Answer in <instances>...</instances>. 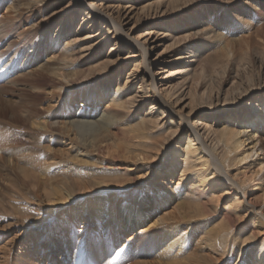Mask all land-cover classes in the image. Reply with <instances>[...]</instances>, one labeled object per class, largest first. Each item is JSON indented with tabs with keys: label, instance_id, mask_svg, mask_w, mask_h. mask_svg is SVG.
I'll return each mask as SVG.
<instances>
[{
	"label": "bare ground",
	"instance_id": "1",
	"mask_svg": "<svg viewBox=\"0 0 264 264\" xmlns=\"http://www.w3.org/2000/svg\"><path fill=\"white\" fill-rule=\"evenodd\" d=\"M91 1L0 0L14 86L0 88V264H264V0H145L140 14L185 42L172 74L192 70L165 95L147 46ZM129 47L139 60L120 80Z\"/></svg>",
	"mask_w": 264,
	"mask_h": 264
},
{
	"label": "rangeland",
	"instance_id": "2",
	"mask_svg": "<svg viewBox=\"0 0 264 264\" xmlns=\"http://www.w3.org/2000/svg\"><path fill=\"white\" fill-rule=\"evenodd\" d=\"M67 1L69 2L71 0H67ZM144 2H145V0H92L89 3H91L92 5H95V6L99 7V8L104 7L102 9L106 10L107 12H109L111 14H114L115 17L117 16L116 18H118L119 21H121V23L123 22L122 25L124 27V31H126V33L130 36V38H133L134 40L139 41L140 43H143V45L147 46V49H148V59L152 62L151 72L156 77V86H157L158 90L161 92V94L165 95V91H168V90L170 91V89H171L170 86L173 87V88H176L175 86L179 87L181 81L183 80V78L186 77L185 79H188L187 80V82H188L191 79V77H189V76H190L192 70L189 71L190 74L185 75V76L183 75V76H180L179 77L177 75H173L172 74V72L175 70V67H176V65H175L176 63L174 61L177 58V56L179 54H181V51H182V49L185 46V42L178 43V44L172 46L171 43H170L171 40H167L166 38H164V35H165V33H166V31L168 29L166 28L165 30H162V31H158V29H160L159 26L162 25V24L164 25V27L165 26L171 27L172 26L171 24H173V23L172 22H167L166 24L163 23L161 21V19L158 18V15L155 17L154 14H152V15L149 14V16L146 15V14H144V13L140 14V12L138 11V9H140V7L143 5ZM132 3L134 5L135 9L131 10V9L126 8L127 5L129 6ZM71 6L72 5H66L65 8L68 10V13H66V14L69 15L70 18L73 17V19H75V18L78 17L77 19H75V21H73V27L75 28V31L77 29L81 28L80 31L85 32V33L86 32L89 33L90 30H88V29L82 30V29L83 28H89L87 23H89L90 21H83V20L86 19L85 15H82L81 16L79 14V16H77L78 14H76V13H78V10H75L74 11ZM207 6L208 5L202 4L201 7H202V9H205L206 10L207 9ZM239 7L240 6H238V8ZM62 8H63V6H62ZM258 8L262 9L261 12H260L261 14L264 13V12H262V11H264V5L263 6L260 5ZM58 10H59V7H58ZM200 10H201V8H199V9L196 8L195 11H200ZM117 12H119V13H117ZM257 13L258 12H256V14ZM230 14L233 15V16H234V14H236L234 12V9L231 10ZM257 15H259V14H257ZM160 16H161V14H160ZM170 16H167V18H169ZM62 17H63V15L60 16L59 18L62 19ZM126 17H128V18L125 20ZM259 17H261V16H259ZM261 18H263V17H261ZM182 19L183 18H177L176 19L177 21H173V22H175V23H179L180 22V24H183L182 23V21H183ZM254 19H256V17ZM158 20H160V21H158ZM36 21H37V19H36ZM68 22H70V21H68ZM249 22H251V21H249ZM21 25H22V26H20L21 29L19 28L21 31L24 30V29H26L25 28V25H23L22 23H21ZM252 25L255 26V25H258V24H256L255 22H252ZM255 29L256 28L251 29L250 33L251 32L253 33V30H255ZM92 32H93V34H97V33L101 34L102 33V32H99V27L98 26H96V28H94L92 30ZM162 32H165V33L164 34H161ZM148 33H150V35ZM239 34L241 36H246L247 35V33H245L243 30H241V32ZM104 36H105V33H104ZM100 37H101V35H100ZM103 41L104 42L106 41V43L108 44V40H105L104 39ZM60 42H61V40L58 37V39H57V45H59ZM110 44L111 43H109L107 46H110ZM169 45L172 46V47H170ZM254 46H256V45H254ZM205 47H203L204 49H201L202 52L198 55V57L196 58V60L194 59L195 63L190 67V69H196L197 72H198L200 70V67L202 68L203 66L205 67L206 65H208L207 62L210 60V52H209L210 51V44L209 45H206ZM23 48H21V50ZM237 48H238V50H237ZM100 49H101V47H100ZM129 49H131V47H129ZM234 49L235 50L233 51V55H232L233 57H231L230 59H232V62H239L240 59L242 58L243 51H242V49L238 45L236 46V48L234 47ZM131 50H132V54L131 55L129 53L127 55V51H125V50L120 51V61L119 62H120V65L121 66H119V67L118 66H115V67L112 68V73L114 75L115 74L117 75L116 78L120 75V80L125 79V77H127V74L131 71V69L133 67L132 66L133 63H135V62H137L139 60V57H137V54L139 56V50H134V49H131ZM134 51H136V52H134ZM0 53L6 54V48L4 46H2L1 44H0ZM133 54H134V56H132ZM207 55H208V57H207ZM4 56H5V58H0V71L6 65L9 64L10 57H8L6 55H3V57ZM213 56H215V53L212 55V57ZM24 59H25V57L23 55H21L18 58V60H16L17 62L15 61L16 62V67H18V66L21 67L24 64ZM114 59L116 60L118 58L114 57ZM26 66H28V65H26ZM28 67H30V66H28ZM16 71H17V73H19L18 72L19 70H16ZM27 71L28 70H25V71H23V73H26ZM169 76H170V78H169ZM12 78L13 77H4V75H0V88L2 86H6V85L9 84L7 87L13 89L14 88L13 84L12 85L10 84V81L12 80ZM27 80L28 79H25V81H27ZM227 81H228V83H230V80L229 79H227V80L225 79V82H227ZM36 85L43 86L45 88L46 87V82L40 79V80L36 81ZM225 85H226V83H225ZM226 88L227 87H224L223 86V89H226ZM112 89H113V87H112ZM107 96H108L107 94L106 95H103V100L101 102H99L98 105H100V104L101 105L106 104L107 103V101H106ZM7 98H9V96L6 97V98H4V99L7 100ZM183 100L184 99H182V101L176 102V104H175L176 106H174L172 108L174 110H176V112H178V113L186 114L188 112V109L187 108L186 109L185 108H182L183 105L185 104V103L184 104H181L183 102ZM39 102H40V99H38L36 101L37 104ZM147 103L149 104L150 103V100L147 101ZM37 107H39V104L37 105ZM40 107H45V103L41 104ZM222 117H223V120H224V115H222ZM18 129L20 130V128H18ZM13 132L17 134V136H16V140L17 141H19L21 143H26V140L24 139L23 134H22L21 131L19 132L18 130L17 131L14 130ZM56 147H59V146H56ZM177 188L180 189V187H177ZM172 205L173 204H170L168 206L167 210H169V208ZM147 218H149V217H147ZM141 227L143 228L145 226L142 225ZM38 233H39V231H33L31 233V235L28 236V241L27 242L25 241L26 242L25 243L26 244V246H25L26 248L29 245V241H30L29 239L30 238H31V241L37 243V240H36L35 235L38 234ZM9 235H10L9 236V238H10L12 236V234H9ZM129 235H130V232L127 233V235L125 236V239ZM43 240H45V238ZM19 247L20 246L18 245L17 248H19ZM43 256L45 258V254L42 255V257ZM41 262L43 264L46 263V261H44V260H42Z\"/></svg>",
	"mask_w": 264,
	"mask_h": 264
}]
</instances>
